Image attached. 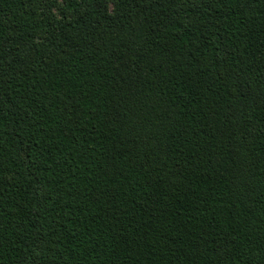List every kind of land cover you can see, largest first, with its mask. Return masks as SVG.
Here are the masks:
<instances>
[{
    "label": "trees",
    "instance_id": "trees-1",
    "mask_svg": "<svg viewBox=\"0 0 264 264\" xmlns=\"http://www.w3.org/2000/svg\"><path fill=\"white\" fill-rule=\"evenodd\" d=\"M0 264H264V0H0Z\"/></svg>",
    "mask_w": 264,
    "mask_h": 264
},
{
    "label": "rangeland",
    "instance_id": "rangeland-1",
    "mask_svg": "<svg viewBox=\"0 0 264 264\" xmlns=\"http://www.w3.org/2000/svg\"><path fill=\"white\" fill-rule=\"evenodd\" d=\"M56 13H57V11H56Z\"/></svg>",
    "mask_w": 264,
    "mask_h": 264
}]
</instances>
